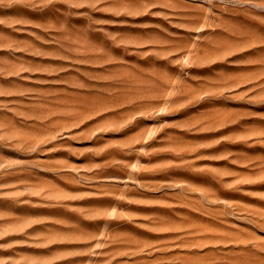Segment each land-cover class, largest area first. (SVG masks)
<instances>
[{"label": "rangeland", "instance_id": "obj_1", "mask_svg": "<svg viewBox=\"0 0 264 264\" xmlns=\"http://www.w3.org/2000/svg\"><path fill=\"white\" fill-rule=\"evenodd\" d=\"M0 264H264V0H0Z\"/></svg>", "mask_w": 264, "mask_h": 264}]
</instances>
